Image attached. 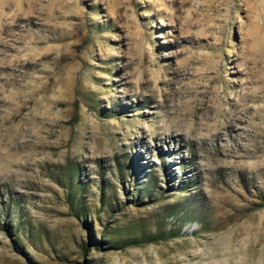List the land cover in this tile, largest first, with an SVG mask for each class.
<instances>
[{
    "label": "rangeland",
    "instance_id": "374dc122",
    "mask_svg": "<svg viewBox=\"0 0 264 264\" xmlns=\"http://www.w3.org/2000/svg\"><path fill=\"white\" fill-rule=\"evenodd\" d=\"M0 264H264V0H0Z\"/></svg>",
    "mask_w": 264,
    "mask_h": 264
},
{
    "label": "bare ground",
    "instance_id": "6f19581e",
    "mask_svg": "<svg viewBox=\"0 0 264 264\" xmlns=\"http://www.w3.org/2000/svg\"><path fill=\"white\" fill-rule=\"evenodd\" d=\"M170 128H171L170 126L169 127H159V130H158L159 132L154 135L153 139H161V137L164 136V132L169 131ZM169 142L172 143V141H169Z\"/></svg>",
    "mask_w": 264,
    "mask_h": 264
},
{
    "label": "trees",
    "instance_id": "16d2710c",
    "mask_svg": "<svg viewBox=\"0 0 264 264\" xmlns=\"http://www.w3.org/2000/svg\"><path fill=\"white\" fill-rule=\"evenodd\" d=\"M71 188H70V185H69V190H70Z\"/></svg>",
    "mask_w": 264,
    "mask_h": 264
}]
</instances>
